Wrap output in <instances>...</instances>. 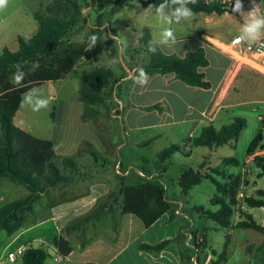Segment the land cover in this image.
Masks as SVG:
<instances>
[{
  "label": "rangeland",
  "instance_id": "1",
  "mask_svg": "<svg viewBox=\"0 0 264 264\" xmlns=\"http://www.w3.org/2000/svg\"><path fill=\"white\" fill-rule=\"evenodd\" d=\"M51 1L9 0L8 7L0 11V52L5 47L10 51H16L18 49L17 37L27 38L35 33L38 24L34 20V17L36 14H44L47 4H50ZM79 1L81 2L82 8L88 7L91 4L90 0ZM115 1L102 0L98 9L92 10V8L88 7L89 9L85 16L79 15V24L71 29L68 36H66L67 42L88 44L90 42L89 29L92 26L97 28L96 31L101 36L105 50L93 61H77V71L71 72L67 75L68 77L66 76L67 78L65 77L59 80L54 89L48 88L45 85L35 88L44 98L50 101V104L48 108L41 109L38 112H34L31 107L22 104L21 110L24 113L22 120L24 131L36 138H49L53 128L52 113L55 111L57 112L56 124L61 130L60 135H66L63 131V126L71 123L73 129H76L71 134V140L74 143H78L85 134L77 129L79 128L80 120L78 114L76 117V108L73 107L70 110L64 104L67 99L76 97L80 87V81L77 76L83 71H93L100 67H109L115 73H119L122 68H125L124 65L128 66L134 61H140L139 59L145 62L147 55L142 50L143 36H145L144 31L150 36L149 42H153L155 46L159 44L161 39L160 33L167 25L159 22L154 9L151 12L147 11L149 6L143 5L141 1H130L126 5L117 8L114 6ZM243 23V16L240 13L223 14L222 16H217L216 14L207 15L202 12L196 13L188 20L172 25L176 37V44L171 49L192 50L197 46V41L203 42L202 38L205 36L210 38L209 40H204V44L209 48L213 47L212 42L216 44L227 43L234 35L239 34L240 27ZM158 48L166 53L172 51L164 45H160ZM204 50L207 58L211 60V51L206 48ZM236 66L241 69L247 67L241 66L240 63ZM252 71L264 76V74L256 70ZM207 76L210 79L216 78L218 72L210 69L207 71ZM124 87L125 85H122L121 89L115 87L113 98L110 97L105 104L99 107L102 112L101 119L104 124V127L100 129L103 137H94L92 139L93 147L91 148L93 150L92 152L95 153L94 155H96L93 160L97 162V166H103L104 171L112 176H115L114 167L120 162L122 164V170L132 167L133 170L129 175L130 177L136 175L137 169L146 173H155V166L160 165L157 164V155L162 149L168 147L167 140L172 135L179 141L178 147L180 146L181 151L175 152L168 159L169 165L166 167V174H163L159 170L156 173L159 172L157 174L167 191L166 195L168 200L173 202L181 199L184 204L182 211L187 217L184 220L182 217L177 216L176 221L178 223H186V227L191 232L205 230L204 232L208 241V252L211 250L220 255L228 237V256H226V262H221L220 264H262L264 254L258 253L256 248L264 244V235L253 230H242L233 227L237 223L238 218L241 217V207L246 206L244 199L255 194V190H251V187L264 190V177H258V174H256L258 169L252 164V173L249 174L248 182L246 183L247 189L243 192L242 197L238 201V206L234 209V214L231 217V226L223 228L216 225L201 213L193 210L194 207L198 206L212 211L217 209L216 207H212L210 203V199L217 195L212 183L209 180H203L199 185L191 188L188 195H182L177 185L181 172L187 169L195 170L201 160V156L208 151V148L192 146L191 155L188 156L183 146L185 143L183 142V137L185 135V129H188V124L182 126V129L174 128L170 130L160 128L158 130L139 132L137 129L130 130L125 123L120 121L122 111L119 112V119H114L111 116V111L113 108L116 109V99L121 100V94L124 96ZM238 94L240 97V105L235 104L234 107L221 113L213 124L216 129H220L222 126L230 124L234 118L239 117L246 121V127L240 132L236 141L217 149V156L211 159V166L213 168H224L220 162L224 157L234 156L240 165L243 164L247 157L248 146L258 133H261L262 140L260 144L264 150V84L262 82H256L253 79L245 81L244 86ZM144 122H150V119H145ZM146 136L154 138V142L149 146L139 147L133 145L131 142L133 138L145 139ZM119 144L127 146L117 149ZM84 148L85 146L83 150ZM77 152V150H71L69 152L70 156L68 157L78 162L79 171L84 174L86 166L85 164H80V159H86L87 157L76 154ZM55 163L60 168V163L56 158ZM227 171L231 174H238L240 173V167L229 165ZM115 178L118 181V187L115 190H111L105 199L98 201L95 209L102 204L111 203L113 198H117L118 200L120 197L118 195L120 178L116 176ZM140 180L142 179L140 178ZM81 192L84 191L81 189ZM26 194L27 190L24 186L14 184V182L11 183L7 179H2L0 183V196L3 197V201H0V207L10 201L14 202V200L24 197ZM117 204L116 202L113 205L117 206ZM35 207L37 208L38 204ZM244 209L253 216L257 223L264 226V219L262 217L264 209L249 208L248 206L244 207ZM29 217L31 218L32 216ZM53 227L50 223L46 224L33 230L32 236H22L12 244L9 243L10 238L5 235L4 231H1L0 264H22L21 258L19 257H17L15 262H9L6 259L7 254L11 251H16L20 244H26L27 246L35 248L43 246L41 242H32V239L40 236L43 243H47L55 232ZM62 233H64V230ZM71 234H73L70 238L71 245H75V241L83 239L84 237L83 233L78 230L73 231ZM64 235L66 234L64 233ZM247 259L249 263L246 262ZM51 264L55 263L52 262Z\"/></svg>",
  "mask_w": 264,
  "mask_h": 264
},
{
  "label": "trees",
  "instance_id": "2",
  "mask_svg": "<svg viewBox=\"0 0 264 264\" xmlns=\"http://www.w3.org/2000/svg\"><path fill=\"white\" fill-rule=\"evenodd\" d=\"M130 1H141L143 5H159L164 0H116L115 7L119 8ZM193 13H205L207 15L215 13L217 16L223 12L214 5H205L197 0L195 5H189ZM81 2L79 0H52L47 4L44 14H36L34 19L38 28L30 37H18V49L10 51L3 48L0 52V180L7 179L11 183L22 185L28 194L20 199L10 201L0 207V232L10 237L21 229L26 218L33 215L34 204L41 194L67 182L69 176L63 174L64 170H75L77 164L74 159L63 157L59 169L55 163V153L51 141L42 140L17 128L13 122L17 112L21 97L40 84L46 81H59L65 78L77 61L85 62L95 60L104 51V44L101 36L97 33V28L90 26L89 37L97 36V42L93 49H88V44L67 42L66 36L71 29L79 24L81 14ZM82 15V14H81ZM143 36L142 50L145 52L146 61L137 68L143 69L148 76L174 75L180 82L194 88L208 89L209 81L206 80L203 69L208 66V60L203 48L195 52H187L184 56L166 55L160 50L155 53L149 51V35L146 31ZM16 63H20L25 73L24 80L19 85L12 83L13 73ZM38 63V67L33 68ZM80 87L78 90L79 100L86 105L83 119H93L101 113L94 107L101 106L112 97L116 87V79L111 68H96L91 71H83L79 75ZM118 86V85H117ZM159 108V105L148 107L147 109ZM263 121V120H262ZM264 123V121H263ZM246 127V121L236 117L227 125L217 130L212 123H209L199 134L189 140L193 147H205L210 150H217L227 144L233 143L239 137L240 132ZM262 140L261 133L251 141L247 149V155H251L260 146ZM83 151L95 158L90 144L85 143ZM181 149L176 145H171L162 149L157 155V163H164L175 152ZM225 166L235 165L238 161L233 157L222 158ZM203 163L194 169L184 170L179 177L178 186L182 195H187L192 187L197 186L203 180H209L215 187L217 195L210 199L213 207L217 210H204L197 207L194 210L210 219L216 225L228 228L231 225V217L235 207L238 206L236 195L239 189L240 176H229L226 178L223 172H218L211 168L210 172H202ZM254 166L259 170V177H264V159L257 155L253 158ZM218 177H222L218 180ZM120 178L118 195L122 197V214L137 216L145 227L151 226L160 216L171 215L172 209L166 199V189L160 181V177L153 180L141 178L140 183L125 185ZM117 198H113L111 203L102 204L88 215L75 220L64 229L66 235L75 230L83 233L85 225L96 221L100 215L110 210ZM244 203L249 208L264 209V190L257 189L253 196L244 199ZM242 220L237 222L236 229L253 230L264 235V227L257 223L250 214L241 213ZM179 241L178 238L160 241L154 245H141L140 250L158 254L171 244ZM52 246L56 250V256L64 259L71 251L70 243L62 236L54 237ZM196 246H204L202 242ZM259 253L264 254V245L259 246ZM48 251L42 248L28 246L21 257L22 264H46L50 257ZM184 264H193L186 250H181ZM227 256V243L224 244L222 253L217 257L215 263L225 261ZM214 264V263H213ZM264 264V256L263 262Z\"/></svg>",
  "mask_w": 264,
  "mask_h": 264
},
{
  "label": "crops",
  "instance_id": "3",
  "mask_svg": "<svg viewBox=\"0 0 264 264\" xmlns=\"http://www.w3.org/2000/svg\"><path fill=\"white\" fill-rule=\"evenodd\" d=\"M209 39L210 38L207 36L203 37V42L197 41V46L192 50L171 49L172 51L168 53L163 52L166 55H177L178 57H182L187 52H195L200 48L210 50L212 53L211 60L206 57L208 60V66L203 69L205 78L209 81L210 87L208 89L190 87L180 82L174 75L165 76L160 74L148 76L147 84L141 87L135 84L133 79V77L139 75L137 74V68L145 63L141 59H139L140 61L138 62H132L128 66L124 65L125 68H122L119 73H115L111 69L117 81L115 86L121 89L122 85H125L124 96L121 94V100H119L122 103V117H120V121L125 123L130 130L137 129L139 132L158 130L160 128H167L170 130H173L174 128L182 129V126L188 124V129L184 128L186 131L183 137V142H185L183 146L185 147L188 156H190L192 152V144L188 141L195 138L203 127L209 123L213 124L221 113L234 107L235 104L240 105L238 92L244 86L245 81L253 79L256 82H262V84H264V76L259 75L248 67L241 69L236 66L235 63L231 61L230 57L217 49L216 46L212 45V48L207 47L204 44V40ZM160 45L162 44L159 43L155 46L157 50H160L158 48ZM210 69L218 72L216 78H208L207 71ZM76 71L77 66L75 65L68 75L71 72ZM77 78H79V75ZM57 82L59 81H46L35 88L45 85L48 88L54 89ZM25 94L22 95L21 102ZM64 104L70 110L73 107L76 108V117L78 114L80 120V125L77 129L84 133L85 136H83L82 140L78 143H74L71 140V134L74 133V130L76 129H73L71 123L63 126V131L66 135H60V127L56 124L57 112L54 111L52 113L53 128L51 130V136L49 138L38 139L52 142L55 158L59 163L61 162L59 158H69V152L73 149L78 151L76 154H81L82 156L85 155L87 158L80 159V164H85L86 170L84 171V174L80 173L79 164L76 161L77 168L75 170L65 169L63 174L69 176V180L40 195L34 204L32 217L26 218L23 227L9 237V243L12 244L22 236H32L33 230L50 223L54 226L53 228L55 231L52 234L50 241L43 243L40 236L32 239V242L37 241L43 244V246H38V248L48 251L47 253H49L50 257L46 260V264H51L52 262L55 264H184L181 250H186L190 259L196 260L197 264H220L221 262L215 263L219 254L211 250L209 253L207 250L208 241L204 232L205 230L191 232L186 227V223H178L176 221L177 216L182 217L184 220L187 217L182 211L184 206L182 200L177 199L171 202L168 200L167 195V202L172 209L171 215H161L160 218L149 227H145L142 221H140L135 215L122 214V197H119L117 200V206L113 205L110 210L104 211L96 221L88 225L86 224L83 228V239H78L75 241V245H71L70 238L73 234L70 233V235H64V233H62L64 230L63 228L92 212L98 201L105 199L111 190H115L118 187V181L114 175L112 176L111 174L106 173L103 166L98 167L97 162L93 160L88 152L83 151L85 143L88 142L92 148V139H94V137H103V133L100 131V129L104 127L103 120L101 119L102 112L99 109L100 106L94 107L100 111L101 114L99 116L93 119H83L82 116L86 105L79 100L78 92L75 98L67 99ZM154 105H159V108L147 109ZM21 106L22 103L14 115L13 122L17 128L23 130L24 126L22 120L24 113L23 110H21ZM148 118L150 119V122H144L145 119ZM131 142L133 145L145 147L151 145L154 142V138L148 136H146L145 139L133 138ZM178 142L179 141H177L172 135L167 140V144H169L168 147L171 145L178 146ZM126 146L127 145L119 144L117 149ZM207 150L208 151L201 156V160L198 163L199 165L204 162L201 170L202 172H210V169L213 168L211 166V159H214V157L217 156V150ZM257 155H261L264 158V150L261 147V144L253 154L247 155L243 164L238 165V167H240V173L238 174L229 173L227 171L228 166L223 164L224 168L213 169H216L218 172H223L226 178H229V176H240V181L243 171H245L247 172L248 182V176L252 173L251 166L253 164V158ZM233 158L235 157L233 156ZM221 160L220 162L222 163ZM93 162H95V164H93ZM119 164L122 166L121 162ZM168 165L169 162L167 159L164 163L156 165L155 169L156 171L159 170L163 172V174H166V167H168ZM59 169L63 170L61 164ZM256 174H259V170ZM127 176L122 179L125 185L140 183V177L137 173L132 177ZM221 178L218 177V180ZM246 183L243 190L240 189L241 184H239V189L236 195L237 202L240 199V192L243 195V192L247 189ZM81 189L84 192H81ZM251 190L256 191L257 189L251 187ZM0 201H3L2 196H0ZM37 204L38 207L36 208L35 205ZM244 207L246 206L241 207V212L249 214L245 211ZM195 208L197 207H194L193 210ZM262 217L264 219V213ZM101 220L103 224L101 223ZM240 220H242V216L238 218L237 222ZM236 224L237 223L233 225L234 228H236ZM260 225L264 227L262 224ZM57 236L64 237L70 243L72 248L71 253L64 259L56 256V250L52 246V240ZM197 236H201V238L202 236L204 237V246H196L194 239ZM175 238L179 239L177 243L167 246L156 255L139 249L141 245H154L160 241L162 242ZM226 243L228 256V237ZM259 246L256 248L258 253ZM19 247L27 248L28 246L26 244H20L17 248ZM222 262H226V256L225 261ZM246 262L249 263V260L247 259Z\"/></svg>",
  "mask_w": 264,
  "mask_h": 264
},
{
  "label": "clouds",
  "instance_id": "4",
  "mask_svg": "<svg viewBox=\"0 0 264 264\" xmlns=\"http://www.w3.org/2000/svg\"><path fill=\"white\" fill-rule=\"evenodd\" d=\"M8 3L9 0H0V11L5 10L8 7ZM196 3L197 0H164V2L159 5H150L148 7L147 11L151 12L154 9L159 22L163 25H167L160 33V44L170 49L175 46L176 37L172 25L191 18L194 13L193 9L189 5H195ZM233 11L240 12L244 20V23L240 27L239 34L235 37L233 44L255 45L260 43L262 38H264V11H262L259 6H254L251 11L244 13L242 11V4L240 3V0H236ZM96 42L97 36L92 35L90 37L88 49H93ZM261 47H264V44H261ZM156 50L155 45L150 41L149 51L155 53ZM38 66V63L34 64L33 68L35 69ZM13 67L16 68V72L13 73L12 83L19 85L24 80L25 73L23 72L20 63H16ZM138 71L139 75L133 77L134 83L143 87L148 82V75L143 69H139ZM21 103L31 107L34 112H38L41 109L48 108L50 101L47 98H44L38 90L30 89L29 92L24 95Z\"/></svg>",
  "mask_w": 264,
  "mask_h": 264
},
{
  "label": "built area",
  "instance_id": "5",
  "mask_svg": "<svg viewBox=\"0 0 264 264\" xmlns=\"http://www.w3.org/2000/svg\"><path fill=\"white\" fill-rule=\"evenodd\" d=\"M102 0H90V3L88 5L89 8H92V10L98 9L99 5H101ZM205 5H214L216 8L221 10L223 14H239L240 12H234L233 7L236 4V0H200ZM240 3L242 4V11L244 13H247L252 10L254 6H259V8L264 11V0H240ZM87 6L85 8H81V14L83 16L86 15L87 10L89 9ZM238 35V34H237ZM237 35H234L227 43H215L212 42L214 46H216L217 49L228 55L236 65L240 63L241 66H247L251 68L252 70H256L260 72L261 74H264V47H261V44H264V38H262L261 42L255 45H248V44H242V45H234L233 41ZM114 96V91L112 98ZM115 98V97H114ZM116 109L113 108L111 111V116L114 117V119H119V112L122 108V103L119 101V99H116ZM132 167H128L126 170H122V166L120 164H117L114 167V174L116 177H125L129 175L132 171ZM136 173L140 178L146 179V180H153L158 178V174L155 173H146L144 171L136 170ZM247 182V172L243 171L242 177H241V187L240 189L243 190L245 187V183ZM239 197H242V193L240 192ZM195 243L202 242L201 236L195 237ZM26 248L19 247L14 252H9L6 256V259L9 262H15L17 257L21 258ZM193 264H197L196 260H191Z\"/></svg>",
  "mask_w": 264,
  "mask_h": 264
}]
</instances>
